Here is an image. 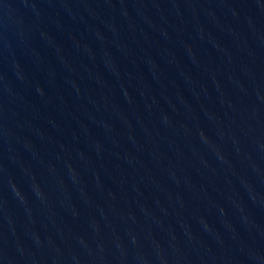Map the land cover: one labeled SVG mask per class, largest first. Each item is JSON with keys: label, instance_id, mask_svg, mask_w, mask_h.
Here are the masks:
<instances>
[{"label": "water", "instance_id": "1", "mask_svg": "<svg viewBox=\"0 0 264 264\" xmlns=\"http://www.w3.org/2000/svg\"><path fill=\"white\" fill-rule=\"evenodd\" d=\"M0 264H264V0H0Z\"/></svg>", "mask_w": 264, "mask_h": 264}]
</instances>
